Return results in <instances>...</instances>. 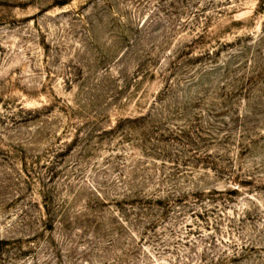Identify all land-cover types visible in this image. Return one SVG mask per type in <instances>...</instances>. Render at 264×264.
<instances>
[{
    "label": "rangeland",
    "instance_id": "rangeland-1",
    "mask_svg": "<svg viewBox=\"0 0 264 264\" xmlns=\"http://www.w3.org/2000/svg\"><path fill=\"white\" fill-rule=\"evenodd\" d=\"M0 264H264V0H0Z\"/></svg>",
    "mask_w": 264,
    "mask_h": 264
}]
</instances>
